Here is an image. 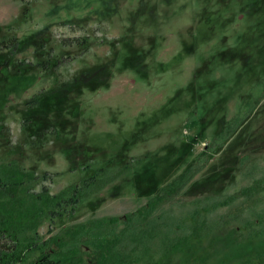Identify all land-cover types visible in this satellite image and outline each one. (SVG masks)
Returning <instances> with one entry per match:
<instances>
[{"label":"rangeland","instance_id":"rangeland-1","mask_svg":"<svg viewBox=\"0 0 264 264\" xmlns=\"http://www.w3.org/2000/svg\"><path fill=\"white\" fill-rule=\"evenodd\" d=\"M12 36L0 164L35 173L36 192L83 190L40 239L124 218L192 168L145 226L154 239L125 244L127 263L264 251V0H0V37ZM98 170L106 186L85 189Z\"/></svg>","mask_w":264,"mask_h":264},{"label":"trees","instance_id":"trees-1","mask_svg":"<svg viewBox=\"0 0 264 264\" xmlns=\"http://www.w3.org/2000/svg\"><path fill=\"white\" fill-rule=\"evenodd\" d=\"M21 48L17 37H0V52L16 53ZM0 53V72L12 67L11 59L3 61ZM22 64L20 63L19 66ZM45 71L50 63L39 64ZM0 89V108L5 97ZM102 170L88 176L85 189L98 190L106 186L107 178L98 179ZM192 168L161 190L144 207L124 218H102L64 228L53 238L42 240L37 230L42 221L60 215V210L79 203L80 191L68 188L57 195L49 193L47 187L36 192L30 186L37 179L35 173L24 170L16 161L0 164V264H129L125 250L129 241L133 245H146L157 235L145 228L149 219L165 203L171 201L194 178ZM203 222L195 230H200ZM119 225H124L117 232ZM204 225V224H203ZM154 231L157 229L154 228ZM29 233H34L29 237ZM200 239V238H197ZM147 248V247H146ZM264 264V251H258L253 262ZM251 260L247 264L253 263Z\"/></svg>","mask_w":264,"mask_h":264}]
</instances>
